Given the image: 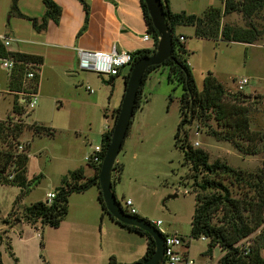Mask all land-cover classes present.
<instances>
[{
  "label": "rangeland",
  "instance_id": "1",
  "mask_svg": "<svg viewBox=\"0 0 264 264\" xmlns=\"http://www.w3.org/2000/svg\"><path fill=\"white\" fill-rule=\"evenodd\" d=\"M169 1L174 13L185 12L201 17L210 7L223 10L224 0ZM252 20L264 31V7ZM3 22H5L4 18L1 19L0 16V28ZM220 24L221 27L227 24L246 28V22L240 13L222 16ZM193 31L192 27L178 28V32L185 37L186 58L196 88L201 91L204 77L211 73L228 94L242 96L243 100H246L244 105L250 109L248 114L250 130L259 134L262 140L258 142V153L252 156L239 152L228 142L218 141L196 119H189V123L183 127V133H186L192 147L202 149L208 154L210 163L219 160L245 175L264 177V34L253 44H244L199 39L193 35ZM84 73L86 79L80 84L73 85L68 79H65V82L61 81L56 87L50 83L44 84L43 88L50 92L49 96H38L37 104L32 110H26L22 106L24 113L14 115L12 118H17L14 120L10 117L12 114H9L12 100L2 97L7 71L0 66V119L4 121L12 119L13 123L21 120L26 125L18 140L20 143L18 147L22 145L21 142L29 144L27 150L29 163L26 173L29 192L21 201L23 207L44 199L47 192L54 193V187H58L60 178L67 170L83 168L89 177L92 175L89 166L98 167L83 162V157L85 154L86 156L90 154L91 148L101 145L103 133L113 129L117 109L124 95V81L122 76H117L113 83L109 84L103 81L105 77L92 72ZM242 79H246L248 83L242 90H238L237 82ZM99 84L107 86L105 89L107 96H103ZM86 86H89L94 93L86 91ZM23 88L26 89L27 85ZM181 93L180 86L168 83L166 68H159L147 75L140 109L133 115L131 127L115 162L118 167L123 166V171L120 181L114 186V192L121 206L125 200H131L137 210V216L151 224L160 221L159 230L183 238L188 244L189 259L194 264H218L223 255L219 248H215L211 256L205 255L208 239L190 238L195 197L197 194L201 197L202 193L192 186L189 167L183 164V154L175 145L174 136L180 121ZM23 102L18 99L19 104ZM32 124L51 129L53 136H35L29 128ZM206 124L213 131L222 129L213 118ZM3 139L0 141V148L6 149V142L9 139ZM18 147H14L13 150L20 153ZM11 169V167L8 169L7 174ZM113 176L116 178L117 174L114 173ZM37 177H40L38 181L35 179ZM216 178L228 187L231 197L235 199H242L247 193L251 194L247 187L236 185L233 178L227 176ZM97 191L93 186L86 192L72 194L68 199V212L69 206L77 207L80 201L91 202ZM13 192L14 190L0 191V219L5 218L9 212ZM84 193L85 195H81ZM174 195L176 197L171 198ZM14 213L20 216L18 209ZM221 216L219 212L216 218L220 219ZM99 219L95 221L96 226L90 229L94 238L90 246L91 251L102 254L104 258L114 257L115 254L120 256L129 249L135 250L138 254L144 253L146 246L144 239L128 231H122L114 223L106 226L105 230ZM104 219L106 220L107 217ZM29 226L35 227L41 224ZM41 228L49 227L41 226ZM40 235V242H43L44 235L42 232ZM255 236L254 233L241 241L240 246L253 245ZM0 239L9 253L5 231L0 232ZM86 239L89 240L91 237ZM40 242V259L43 264L44 261L50 264L43 253L44 243L41 248ZM261 251L264 258V249ZM11 260L2 259V264H15L14 260Z\"/></svg>",
  "mask_w": 264,
  "mask_h": 264
},
{
  "label": "trees",
  "instance_id": "2",
  "mask_svg": "<svg viewBox=\"0 0 264 264\" xmlns=\"http://www.w3.org/2000/svg\"><path fill=\"white\" fill-rule=\"evenodd\" d=\"M79 1L83 5L85 13L84 26L79 33L80 35L87 28L89 6L84 0ZM17 2L18 0H12L10 15L28 20L35 31H44L48 21L58 24L61 10L53 0H42L45 14L41 21L21 14L17 8ZM140 2L147 33L154 40V46L151 50H142L133 53V64L143 57L154 54L158 42V34L148 16L146 6L142 0ZM160 2L164 9L165 23L171 30L173 53L160 66H152L146 70L138 91L134 114L140 109L142 91L147 75L159 70V68H166L168 83L177 84L182 90L179 99L180 121L174 136L175 145L183 154V164L189 167L190 178L193 183L192 186L196 191L198 190L202 193L201 197L198 194L195 197V206L190 223V238L198 240L201 237H205L208 239L209 242L207 250L204 253L205 255L211 256L213 250L219 248L223 255L220 257L218 264H264V258L261 255V250L264 249L263 175H245L219 160L210 163L209 156L204 150L194 148L188 142L186 133H183V127L189 123V119H196L218 141L228 142L239 152L252 156L258 153V142L262 138L259 134L253 133L250 130L248 116L250 109L247 105H244L246 100H243L242 96L228 94L211 73H208L204 77L202 90L199 91L196 88L186 58L187 51L185 44L180 40L181 38L185 40V37L176 33V29L179 27H192L194 29V36L199 39L220 40L225 43L253 44L264 34L263 29L258 28L252 20L256 13L263 9L264 0H224L223 10L210 7L201 17L185 12L172 13L169 0H160ZM232 13H240L242 15L246 22V28L233 27L227 24L221 27V17ZM0 59H9L14 62V67L8 74V89L14 94L12 105L13 115H22L24 113L22 107L24 104L18 103L19 98L17 93H36L39 82L37 74L32 81L27 83V88H23L25 83L24 78L27 72L25 64L32 63L40 67L42 59L36 56L9 52L1 40ZM130 70L123 76L124 83L128 81ZM111 82L113 83V78L108 81L109 84ZM169 101L171 102V99ZM119 110L120 106L117 109V116ZM211 118L222 128L221 130L213 131L209 129L206 123ZM12 121V119L0 121V141L2 138H4L3 140L5 138L9 139L6 142L7 148H0V185L18 187L20 192L14 200L11 211L5 218L0 219L3 225L12 227L20 223H26L28 225L40 223L41 226L56 229L67 216L69 197L74 193L86 192L94 186L98 190L97 199L103 215L109 216L120 227L145 238L147 243L146 251L139 262H144L151 258L155 251V244L151 236L135 227L118 223L108 214L102 201L97 178L100 171V164L97 168L89 166L94 171V175L89 178L85 176L83 169H77L65 175L61 179L60 185L54 189L55 196L51 201L46 199L44 202L39 201L28 207L21 206L22 199L29 192V183L26 178L28 162L27 150L29 149V144L24 145V152L17 153L13 150L14 147L17 148L18 144H20L18 140L26 125L21 120L16 123ZM29 128L35 136H53V131L49 128L36 124H32ZM112 130L103 133L101 136V160L110 143ZM10 167L12 168L11 172L7 174ZM122 171L123 166L118 167L117 163H114L112 168L113 192L114 186L120 181ZM114 173L117 174L116 178L113 176ZM217 176L233 178L236 185L247 187L251 194H245L242 199L231 197L230 190L223 185L221 180L216 178ZM40 177L35 179L38 181ZM16 209L20 212V216L14 213ZM219 212H221L222 216L220 219H217L216 215ZM215 219L217 220L216 222ZM254 233L256 236L253 240V245L248 244L245 247H241V241L247 239ZM6 245L10 256L13 258L15 264H17L10 245L8 243ZM40 247H43L42 241L40 242ZM44 263L48 264L45 261ZM0 264H2L1 252ZM108 264H117L113 256L109 258Z\"/></svg>",
  "mask_w": 264,
  "mask_h": 264
},
{
  "label": "crops",
  "instance_id": "3",
  "mask_svg": "<svg viewBox=\"0 0 264 264\" xmlns=\"http://www.w3.org/2000/svg\"><path fill=\"white\" fill-rule=\"evenodd\" d=\"M53 1L61 10L58 24L48 21L46 29L37 32L28 20L10 15L12 0H0V16L5 21L0 28V38L6 37L10 39L8 46L5 47L6 50L42 59V64L38 68L39 82L35 93L37 100L38 96H49L50 92L43 88L46 83L56 87L61 81L64 80L63 82H65V79L73 82V85L85 81L86 74L80 72L77 67L78 50L83 52H110L115 48L117 51L133 54L137 51L153 49L154 45L143 41L147 27L143 18L140 0H84L89 6V20L86 30L80 35L79 33L84 26L85 20L81 2L79 0ZM17 8L24 16L35 18L39 21L45 14L42 0H18ZM170 10L174 13L171 4ZM176 33L184 36V34L178 32V28ZM184 42L185 40H183ZM110 80L112 78L103 79L104 82ZM99 85L103 96H107L105 92L107 86ZM17 96L19 101H21L20 94L17 93ZM2 97H8L12 100L9 112V114H12L10 116L12 118L14 116L12 112L14 94L8 89V72ZM98 97L100 98V96ZM12 119L17 120V118ZM0 121L4 120L0 119ZM21 144L25 145L26 143L21 142ZM85 157L86 154L83 157V162H85ZM28 163L29 156L27 171ZM90 169L92 168L90 167ZM75 170L77 169L72 171ZM72 171L67 170L62 177ZM93 175L94 171L92 169V175L89 177ZM85 176L87 177L86 174ZM1 190L2 192L14 190L11 194L10 212L20 189L15 186L0 185ZM47 194L48 192L45 196ZM81 195H85V193ZM97 197L98 191L91 199V202L85 200L77 203V207L69 206L68 215L56 229H42L41 226L32 227L26 223L8 227L0 223V232L5 231L7 243L11 247L17 264H43L40 259L39 249L40 232L44 235L43 253L50 264H108V259L111 256L104 258L102 254L91 251L90 246H92L94 238H92L90 229L96 226L97 223L95 221L98 218H100L99 222L100 224L102 223L105 230L106 226L111 223L117 224L109 216L103 215ZM45 198L40 201H44ZM105 217L108 220H105ZM119 228L122 231H128L120 226ZM128 233L141 237L130 231ZM90 237L91 239H86ZM141 238L145 240V238ZM145 244L147 246L146 240ZM146 246L144 253L138 254L135 250L125 249L126 251L122 252L120 256L115 254L114 258L117 264L137 263L145 254ZM0 252L1 259H5V261L11 260L3 244L2 246L0 245Z\"/></svg>",
  "mask_w": 264,
  "mask_h": 264
},
{
  "label": "water",
  "instance_id": "4",
  "mask_svg": "<svg viewBox=\"0 0 264 264\" xmlns=\"http://www.w3.org/2000/svg\"><path fill=\"white\" fill-rule=\"evenodd\" d=\"M146 6L148 16L158 34V42L154 54L136 61L129 72L128 81L124 83V95L120 103V110L114 124L110 143L106 148L98 174L99 189L103 204L108 214L118 223L135 227L151 236L155 244L154 254L144 262L133 264H159L164 254V238L151 223L137 216L126 214L116 200L112 190V168L122 148L128 133L134 107L141 87L143 77L148 68L160 66L168 60L173 53L171 30L165 23L164 9L160 0H142ZM176 195L171 196V198Z\"/></svg>",
  "mask_w": 264,
  "mask_h": 264
},
{
  "label": "built area",
  "instance_id": "5",
  "mask_svg": "<svg viewBox=\"0 0 264 264\" xmlns=\"http://www.w3.org/2000/svg\"><path fill=\"white\" fill-rule=\"evenodd\" d=\"M0 40L2 41L4 47H7L10 42V39L6 37L0 38ZM180 40L183 42L182 38ZM143 41L154 45V40L147 33V31L143 36ZM0 66L9 74L14 67V62L9 59H0ZM25 66L27 67V72L24 78V85H27V83L32 81L35 78V75L38 74L39 65L28 63L25 64ZM132 66V54L128 52L117 51L115 48H113L110 52L77 51V67L80 72H92L105 78H114L117 76H122L123 74L125 75V73H127ZM124 71L126 72L124 73ZM247 83L248 81L246 79L239 80L237 82L238 90H242L244 86L247 85ZM85 90L89 93H93V90L89 86H86ZM20 94V98H22L24 101L22 104H24L25 109L32 110L37 104L35 93ZM18 149L20 152H22L24 150V145H19ZM101 153V145L91 148L90 154L85 157V162L87 164L101 165ZM54 196V193H48L46 195V199L51 201ZM120 207L126 214L130 216L137 215V210L133 207L131 200H125L122 206L120 204ZM153 225L156 229H158L161 225V222L158 221ZM159 232L164 238V254L159 264H194L193 261L189 259L187 252L188 244L183 240V238L167 234L162 230H159ZM201 239L207 240L205 237H201Z\"/></svg>",
  "mask_w": 264,
  "mask_h": 264
}]
</instances>
